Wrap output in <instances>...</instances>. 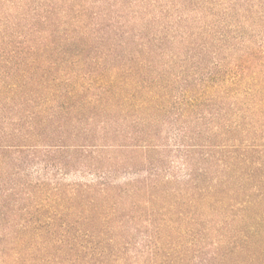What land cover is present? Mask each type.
Returning <instances> with one entry per match:
<instances>
[{"label": "trees", "instance_id": "16d2710c", "mask_svg": "<svg viewBox=\"0 0 264 264\" xmlns=\"http://www.w3.org/2000/svg\"><path fill=\"white\" fill-rule=\"evenodd\" d=\"M75 13L61 24L48 14L49 31L34 27L24 35L16 25L7 26V19L0 23V264H194L197 259L198 264H264V212L252 218L246 208V230L230 234L206 222L182 227L164 221L134 248L123 240L116 209L103 215L91 208L104 203L105 189L73 186L63 197L69 188L60 183L33 181L30 174L18 178L30 164L62 170L76 162L79 149L91 147L78 143L87 130L77 127L108 116L143 113L153 120L172 109L179 119L208 116L213 124L223 121L227 132L246 136L244 153L220 158L227 173L223 182L204 168L200 179L192 178L197 187L188 194L192 207L213 206L227 195L232 200L230 194L241 193V187L228 185L236 178L246 181V199L238 197V204H264V0H246V47L234 44L239 48L230 49L232 62L220 57L203 77L208 65L202 58L213 32L200 33L202 45L195 52H178L182 58L176 57L179 64L169 72L135 50L127 57L117 51L90 55V46L75 34ZM216 45L218 53L227 48ZM214 146L202 145V156L213 159ZM243 163L245 172L237 168ZM155 180H138L122 194L134 197L147 186L153 189ZM151 194L149 201L157 199L155 190ZM198 216L194 212L192 221ZM210 246L214 250L206 251Z\"/></svg>", "mask_w": 264, "mask_h": 264}, {"label": "rangeland", "instance_id": "374dc122", "mask_svg": "<svg viewBox=\"0 0 264 264\" xmlns=\"http://www.w3.org/2000/svg\"><path fill=\"white\" fill-rule=\"evenodd\" d=\"M73 13L79 16L75 34L80 35L84 45L90 46V55L117 51L127 57L128 52L135 50L150 64L170 69L169 72L175 69L169 66L176 61L179 64L177 58L181 56L177 55L178 52L183 55L201 47L202 40L198 38L205 30L206 35L213 32L214 36L210 33V50L203 54V58L201 56L202 62L208 65L202 77L220 57L232 62L230 49L236 46L234 44L246 47V0H0V23L7 19L5 24L16 25L22 35L34 27L49 31L51 28L44 24L48 14L61 24ZM96 28L104 33L94 32ZM216 44H227V48L218 53ZM236 48H233L234 53L238 51ZM224 125L223 121L213 124L208 116L179 119L172 109L158 112L153 120L143 113L138 118L131 115L104 117L80 129L77 127L78 131L85 127L87 130V136L83 137L86 143L82 139L78 143L91 147L79 149L78 160L68 164L69 167L58 170L30 164L18 178L30 174L33 181L44 178L45 182L60 183L69 188L60 193L63 197L70 196L73 186L105 189L101 191L105 196L104 203L98 201V205L91 208L103 215L116 209L121 216L123 240L130 241L131 246L144 242L147 231L164 221L182 227L206 222L223 226L227 234L232 230L243 231L246 230V208L252 218L264 212V204L246 207V202H236L238 197L246 199V181L232 179L228 184L232 185L230 189L241 187V193L230 194L232 200L227 195L210 207H205L206 204L192 207L188 197L189 193H197L192 178L200 179L202 168L207 170L210 178L223 182L227 173L220 158L246 150V136L227 132ZM211 129L213 133L209 134ZM210 143L215 145L211 148L214 158L206 159L201 153L202 145ZM116 145L131 146L120 149ZM132 145L139 147L132 148ZM4 167L7 169V165ZM237 168L245 172L246 164L237 165ZM146 177L156 179L155 188L148 189L147 186L134 197L122 194L124 188ZM154 190L158 193L157 199L149 201ZM194 212L199 213L201 222L196 218L192 221ZM92 215L99 216L97 213ZM185 242L189 243V240ZM207 250L211 252L214 246L207 247ZM198 263L199 260H195L194 264Z\"/></svg>", "mask_w": 264, "mask_h": 264}]
</instances>
